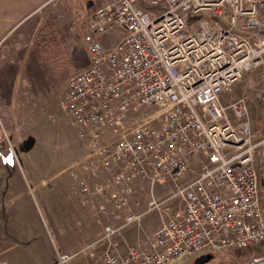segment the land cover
I'll list each match as a JSON object with an SVG mask.
<instances>
[{"label":"built area","instance_id":"1","mask_svg":"<svg viewBox=\"0 0 264 264\" xmlns=\"http://www.w3.org/2000/svg\"><path fill=\"white\" fill-rule=\"evenodd\" d=\"M84 25L89 63L62 101L86 152L72 177L83 205L109 200L122 221L100 206L98 237L46 264L94 258L97 248L102 264H183L264 243V99L257 142L247 97L222 101L264 64V0H116ZM113 33L120 39L106 47ZM166 184L171 193L158 199ZM151 213L160 226L147 244L122 251Z\"/></svg>","mask_w":264,"mask_h":264},{"label":"rangeland","instance_id":"2","mask_svg":"<svg viewBox=\"0 0 264 264\" xmlns=\"http://www.w3.org/2000/svg\"><path fill=\"white\" fill-rule=\"evenodd\" d=\"M106 1L56 0L0 45V195L9 201L11 198L35 199L49 185L50 175H58L59 170L69 167L71 172L86 154L77 127L63 110L62 101L66 83L77 71L72 69V63L81 55L85 21L95 9L105 6ZM113 34L117 39L106 47L120 39L118 33ZM54 37L57 44L53 43ZM242 97L248 99L252 140L257 142L262 135L264 64L248 72L222 101L230 104ZM136 123L130 120V125ZM192 168L194 172L184 182L195 177L199 166L194 163ZM61 176L67 178L68 171ZM171 191L167 184L158 186L156 197L164 199ZM149 194L148 183H144L136 195L141 201L140 211L147 208ZM102 206L110 211V222L122 221L113 212L109 200ZM22 220L26 225L28 219ZM159 226L157 213L146 215L140 225L126 232L129 246L146 245ZM213 256L206 264H248L264 259V243L244 250H225ZM196 258H189L185 263H193Z\"/></svg>","mask_w":264,"mask_h":264},{"label":"crops","instance_id":"3","mask_svg":"<svg viewBox=\"0 0 264 264\" xmlns=\"http://www.w3.org/2000/svg\"><path fill=\"white\" fill-rule=\"evenodd\" d=\"M55 1L0 0V45ZM115 1L107 0L104 4ZM115 35L104 37V44L112 45L117 39ZM80 46L81 55L72 63V69L77 71L89 63L83 38ZM69 168L59 170L58 175H50L49 185L41 189L35 199L11 198L9 201L0 195V263L4 260L9 264L51 263L58 253L79 249L101 233L97 211L108 200L97 199L93 204L83 205L79 186L72 177L73 168L71 172ZM67 171L68 177L63 178L61 175ZM25 218L28 219L26 225L20 222ZM128 247L125 235L120 240V249L125 252ZM101 251L97 248L94 258L83 256L71 264H102Z\"/></svg>","mask_w":264,"mask_h":264},{"label":"water","instance_id":"4","mask_svg":"<svg viewBox=\"0 0 264 264\" xmlns=\"http://www.w3.org/2000/svg\"><path fill=\"white\" fill-rule=\"evenodd\" d=\"M214 258L213 254H204L197 257L193 263H185V264H206L209 263ZM248 264H264V259L254 260L249 262Z\"/></svg>","mask_w":264,"mask_h":264},{"label":"trees","instance_id":"5","mask_svg":"<svg viewBox=\"0 0 264 264\" xmlns=\"http://www.w3.org/2000/svg\"><path fill=\"white\" fill-rule=\"evenodd\" d=\"M56 39H55V37L52 39L53 40V43H55V44H57V40Z\"/></svg>","mask_w":264,"mask_h":264}]
</instances>
